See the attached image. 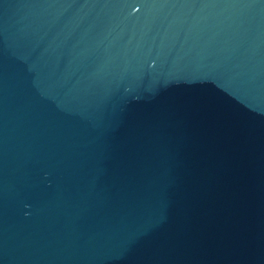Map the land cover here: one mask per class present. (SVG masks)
<instances>
[{"label":"water","instance_id":"obj_1","mask_svg":"<svg viewBox=\"0 0 264 264\" xmlns=\"http://www.w3.org/2000/svg\"><path fill=\"white\" fill-rule=\"evenodd\" d=\"M0 264H264V0H0Z\"/></svg>","mask_w":264,"mask_h":264}]
</instances>
